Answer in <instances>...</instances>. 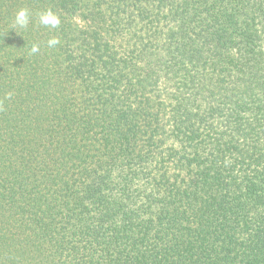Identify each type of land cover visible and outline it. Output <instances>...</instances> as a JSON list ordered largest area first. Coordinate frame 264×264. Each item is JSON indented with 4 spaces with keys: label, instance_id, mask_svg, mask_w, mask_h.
Returning <instances> with one entry per match:
<instances>
[{
    "label": "trees",
    "instance_id": "trees-1",
    "mask_svg": "<svg viewBox=\"0 0 264 264\" xmlns=\"http://www.w3.org/2000/svg\"><path fill=\"white\" fill-rule=\"evenodd\" d=\"M0 264H264V0H0Z\"/></svg>",
    "mask_w": 264,
    "mask_h": 264
},
{
    "label": "clouds",
    "instance_id": "clouds-1",
    "mask_svg": "<svg viewBox=\"0 0 264 264\" xmlns=\"http://www.w3.org/2000/svg\"><path fill=\"white\" fill-rule=\"evenodd\" d=\"M29 23V13L27 9H20L15 18V24L21 28H26ZM41 23L45 26H51L53 28L58 27L60 20L59 18L53 14L51 11H48L41 15ZM59 43L58 39H50L48 41L49 47H54L56 44ZM39 51V45H33L31 48V53H37Z\"/></svg>",
    "mask_w": 264,
    "mask_h": 264
}]
</instances>
